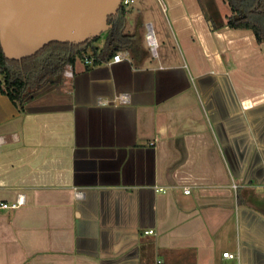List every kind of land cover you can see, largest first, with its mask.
<instances>
[{
	"label": "crops",
	"instance_id": "1",
	"mask_svg": "<svg viewBox=\"0 0 264 264\" xmlns=\"http://www.w3.org/2000/svg\"><path fill=\"white\" fill-rule=\"evenodd\" d=\"M228 1L136 0L119 61L106 35L20 105L0 89V264H264V41Z\"/></svg>",
	"mask_w": 264,
	"mask_h": 264
},
{
	"label": "water",
	"instance_id": "2",
	"mask_svg": "<svg viewBox=\"0 0 264 264\" xmlns=\"http://www.w3.org/2000/svg\"><path fill=\"white\" fill-rule=\"evenodd\" d=\"M122 1L0 0V47L22 60L54 41L84 43L111 28Z\"/></svg>",
	"mask_w": 264,
	"mask_h": 264
},
{
	"label": "trees",
	"instance_id": "3",
	"mask_svg": "<svg viewBox=\"0 0 264 264\" xmlns=\"http://www.w3.org/2000/svg\"><path fill=\"white\" fill-rule=\"evenodd\" d=\"M243 10H236L237 13L235 12L236 14L230 17L228 24L232 27L244 26L252 28L258 41H264V30L247 13H264V0H254L247 11L245 9L242 12ZM110 20L112 26L107 30L108 48H110V52L106 58L109 55L113 56L118 51L120 46L119 42L123 37L128 42V37L130 36L123 32L116 15L111 16ZM98 38L99 36L79 44L59 41L51 42L35 55L22 59L26 61L33 59L36 61L32 69H22L20 60L6 58L0 47V74L4 77L1 82V90L15 104L20 105L28 96L34 95L46 87L44 86V80L50 81L51 84L63 82L66 79V75L63 73L67 66L71 64L75 69L74 65L76 62L78 60L84 61L86 55L94 57L93 64H100L105 60L103 57L105 48L102 49L96 44ZM45 50H47V55L43 56ZM36 55L37 57L35 58Z\"/></svg>",
	"mask_w": 264,
	"mask_h": 264
},
{
	"label": "built area",
	"instance_id": "4",
	"mask_svg": "<svg viewBox=\"0 0 264 264\" xmlns=\"http://www.w3.org/2000/svg\"><path fill=\"white\" fill-rule=\"evenodd\" d=\"M131 0H123L122 3H129ZM147 40H148V43H149V46L151 48V50L153 52L156 51V40H155V36H154V33H153V30L149 28L148 32H147ZM122 58V54L120 52H117L116 54L113 55V60L114 61H119L120 59ZM93 61H94V57L92 56H88L86 55L85 58H84V62L86 64H93ZM65 75L66 76H73L74 75V69H73V66L70 64L68 66V68L65 69ZM3 80V77H2V74H0V84ZM235 186H237L236 183H234ZM186 191H189V188H186ZM22 202V199L18 200V201H14V202H0V206L1 207H17L20 203ZM146 232H153L152 229L146 231ZM223 254L227 257H230V258H234V257H238V253H235V252H232V251H224ZM237 264H242L241 262H238Z\"/></svg>",
	"mask_w": 264,
	"mask_h": 264
},
{
	"label": "rangeland",
	"instance_id": "5",
	"mask_svg": "<svg viewBox=\"0 0 264 264\" xmlns=\"http://www.w3.org/2000/svg\"><path fill=\"white\" fill-rule=\"evenodd\" d=\"M229 1H232V5H231V3H229ZM227 3L229 4H227V9L226 10H230V12H231V7H232V10H234V12H236L237 13V11L236 10H242V9H246V8H248V3L247 2H245V3H241L242 1L241 0H229ZM134 4H136V0H131L129 3H124V4H122V8H121V10H125V9H130V8H132L133 7V5ZM248 4V5H247ZM231 5V6H230ZM250 16H252L251 15V13H250ZM260 21H263V23H264V13L263 14H261V16H260ZM104 37H106V31H104L100 36H99V38H98V40L96 41V44L97 45H103V38ZM67 68H68V66H67ZM57 86V85H56ZM59 87V86H58ZM0 89H1V84H0ZM32 89V88H31ZM45 89H47V87L46 88H44L43 90H45ZM57 90H59L60 88H56ZM43 90H41L40 92H42ZM40 92H38V93H40ZM37 93V94H38Z\"/></svg>",
	"mask_w": 264,
	"mask_h": 264
},
{
	"label": "flooded vegetation",
	"instance_id": "6",
	"mask_svg": "<svg viewBox=\"0 0 264 264\" xmlns=\"http://www.w3.org/2000/svg\"><path fill=\"white\" fill-rule=\"evenodd\" d=\"M109 21L111 22L110 19H109ZM107 32H108V31H106V35H107ZM44 52H45V53L43 54V56L47 55V54H46V53H47V50H45ZM36 57H37V55L35 56V58H36ZM19 62L21 63L20 66H21L22 69H24V68H29V69L31 68V69H32V68L35 66V62H36V61H34V60L32 59V60H30V61H29V60H27V61H26V60H20ZM63 74H65V70H64V73H63ZM2 77H3V75H2ZM47 78H48V77H47ZM3 79H4V77H3ZM50 84H51L50 81H48V80H47V81L44 80V86L48 87ZM34 87H35V86H34ZM46 87H45V88H46ZM29 94H30V93H29Z\"/></svg>",
	"mask_w": 264,
	"mask_h": 264
}]
</instances>
